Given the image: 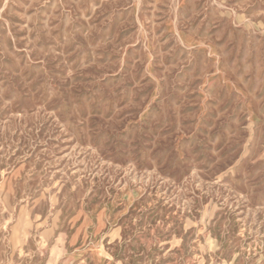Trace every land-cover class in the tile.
<instances>
[{
	"label": "rangeland",
	"instance_id": "374dc122",
	"mask_svg": "<svg viewBox=\"0 0 264 264\" xmlns=\"http://www.w3.org/2000/svg\"><path fill=\"white\" fill-rule=\"evenodd\" d=\"M0 264H264V0H0Z\"/></svg>",
	"mask_w": 264,
	"mask_h": 264
}]
</instances>
